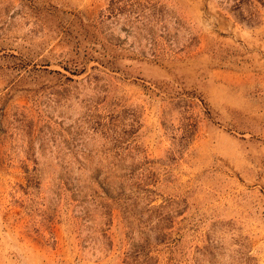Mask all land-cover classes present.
<instances>
[{"label": "rangeland", "instance_id": "374dc122", "mask_svg": "<svg viewBox=\"0 0 264 264\" xmlns=\"http://www.w3.org/2000/svg\"><path fill=\"white\" fill-rule=\"evenodd\" d=\"M222 1L0 0V264H123L121 213L108 227L72 198L80 167L109 164L98 115L123 110L155 204L186 203L159 264H264V19L242 24ZM156 83L206 102L175 159Z\"/></svg>", "mask_w": 264, "mask_h": 264}, {"label": "trees", "instance_id": "16d2710c", "mask_svg": "<svg viewBox=\"0 0 264 264\" xmlns=\"http://www.w3.org/2000/svg\"><path fill=\"white\" fill-rule=\"evenodd\" d=\"M221 5L242 24L255 26L264 19V0H223ZM153 87L160 90L158 96L164 94L162 101L168 106L163 110V124L169 125L175 134V149L170 154L175 159V153H182L194 141L200 124L197 112L206 106V102L196 92L169 83L148 87L151 94H157ZM175 114L177 125L167 120ZM205 114L210 115L208 111ZM98 119L101 127L113 131L109 139L111 154L105 156L109 164L106 168L95 167L90 171L80 167L86 174L85 184L72 191V198L82 208L83 219L88 218L94 206V211L99 212L108 227L113 223L114 212L121 213L130 241L123 264H159L156 248L171 239L170 230L176 217L184 212L186 203L166 199L162 204H155L159 196L155 189L158 175L148 167L151 161L145 150L133 140L140 128L136 112L123 110L113 113L108 123H103L104 117L101 115H98ZM119 124L122 125L120 132ZM102 233L107 239L106 246L111 247V237L105 231Z\"/></svg>", "mask_w": 264, "mask_h": 264}]
</instances>
